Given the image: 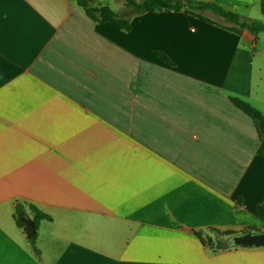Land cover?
<instances>
[{
    "label": "crops",
    "instance_id": "1",
    "mask_svg": "<svg viewBox=\"0 0 264 264\" xmlns=\"http://www.w3.org/2000/svg\"><path fill=\"white\" fill-rule=\"evenodd\" d=\"M115 1L0 0V264H264L232 241L264 234L260 129L232 101L264 115V31ZM202 1L264 21L260 0ZM17 205L47 215L39 252Z\"/></svg>",
    "mask_w": 264,
    "mask_h": 264
},
{
    "label": "trees",
    "instance_id": "2",
    "mask_svg": "<svg viewBox=\"0 0 264 264\" xmlns=\"http://www.w3.org/2000/svg\"><path fill=\"white\" fill-rule=\"evenodd\" d=\"M78 2L87 7V4L89 0H78ZM261 2V8L264 11V0H260ZM125 6L129 9L128 14H141L148 11H162V10H193V11H207L210 10L214 12L217 15H220L224 20L229 21L235 25H238L241 28H245L250 30L251 32L255 33L256 35L260 32L264 31V21L251 18V17H243L239 12L229 10L221 6L215 1H202V0H124ZM100 12L101 18L104 21H110L114 23L119 29L125 30V31H131L132 24L131 20L127 18L124 14H121L119 12H116L112 10L108 5H102L101 7L97 8ZM87 11L91 14L93 9H87ZM162 58L167 60L171 63V60L163 53H158ZM232 101L234 104L240 108L242 111H244L246 114L250 115L256 124L258 125L260 129V148L259 153L264 154V115L251 106L249 103L240 100L238 98H232ZM32 211L34 214L33 221L35 224V227L37 229L39 222L47 218V215L43 213L41 210L36 208L35 206H32ZM23 209L20 205H17L16 208V220L18 224L25 226L26 223L23 221L22 217ZM257 216L262 222L264 223V201L258 206ZM255 230L252 227L246 228L244 232H252ZM214 233L220 234V235H232L234 232L232 231H220L217 229H212ZM197 235L202 239V241L205 244L208 245H215V248L221 249L225 248L226 241L215 239L212 236L204 235V232L197 231ZM37 234L35 233L32 237H29V241L32 244L33 249L36 252H39L37 244Z\"/></svg>",
    "mask_w": 264,
    "mask_h": 264
},
{
    "label": "water",
    "instance_id": "3",
    "mask_svg": "<svg viewBox=\"0 0 264 264\" xmlns=\"http://www.w3.org/2000/svg\"><path fill=\"white\" fill-rule=\"evenodd\" d=\"M22 219L26 223L28 237H32L36 232L34 221L28 217H23ZM232 239L234 245L237 246H264L263 233L244 232L234 236Z\"/></svg>",
    "mask_w": 264,
    "mask_h": 264
},
{
    "label": "rangeland",
    "instance_id": "4",
    "mask_svg": "<svg viewBox=\"0 0 264 264\" xmlns=\"http://www.w3.org/2000/svg\"><path fill=\"white\" fill-rule=\"evenodd\" d=\"M107 1H109V2L111 3L112 6L117 7V5L115 4V3H116L115 0H107Z\"/></svg>",
    "mask_w": 264,
    "mask_h": 264
}]
</instances>
